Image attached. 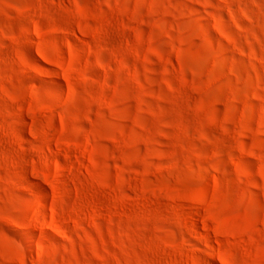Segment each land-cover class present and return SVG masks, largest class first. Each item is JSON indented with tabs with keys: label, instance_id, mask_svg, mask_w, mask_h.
Returning a JSON list of instances; mask_svg holds the SVG:
<instances>
[{
	"label": "rangeland",
	"instance_id": "1",
	"mask_svg": "<svg viewBox=\"0 0 264 264\" xmlns=\"http://www.w3.org/2000/svg\"><path fill=\"white\" fill-rule=\"evenodd\" d=\"M0 264H264V0H0Z\"/></svg>",
	"mask_w": 264,
	"mask_h": 264
}]
</instances>
